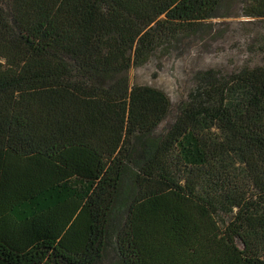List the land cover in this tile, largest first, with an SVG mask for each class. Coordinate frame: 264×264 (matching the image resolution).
<instances>
[{"label":"trees","instance_id":"trees-1","mask_svg":"<svg viewBox=\"0 0 264 264\" xmlns=\"http://www.w3.org/2000/svg\"><path fill=\"white\" fill-rule=\"evenodd\" d=\"M223 2L0 0V264H264V65L128 75Z\"/></svg>","mask_w":264,"mask_h":264},{"label":"rangeland","instance_id":"rangeland-1","mask_svg":"<svg viewBox=\"0 0 264 264\" xmlns=\"http://www.w3.org/2000/svg\"><path fill=\"white\" fill-rule=\"evenodd\" d=\"M248 1L224 0L218 17L206 20L190 36L178 35L173 45L174 40L165 42L142 65H133L128 72L131 83L161 88L175 107L186 90L196 86L202 71L230 75L264 65V20L245 15ZM102 264H121L114 234Z\"/></svg>","mask_w":264,"mask_h":264}]
</instances>
